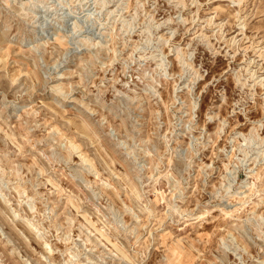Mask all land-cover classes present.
Masks as SVG:
<instances>
[{"label": "rangeland", "instance_id": "374dc122", "mask_svg": "<svg viewBox=\"0 0 264 264\" xmlns=\"http://www.w3.org/2000/svg\"><path fill=\"white\" fill-rule=\"evenodd\" d=\"M0 264H264V0H0Z\"/></svg>", "mask_w": 264, "mask_h": 264}]
</instances>
